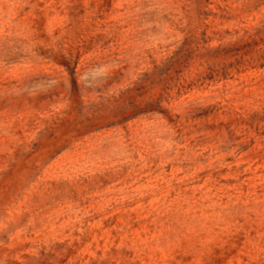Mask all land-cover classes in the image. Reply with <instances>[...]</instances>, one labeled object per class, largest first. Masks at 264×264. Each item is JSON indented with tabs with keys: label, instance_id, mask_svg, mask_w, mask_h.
<instances>
[{
	"label": "rangeland",
	"instance_id": "rangeland-1",
	"mask_svg": "<svg viewBox=\"0 0 264 264\" xmlns=\"http://www.w3.org/2000/svg\"><path fill=\"white\" fill-rule=\"evenodd\" d=\"M0 264H264V0H0Z\"/></svg>",
	"mask_w": 264,
	"mask_h": 264
}]
</instances>
